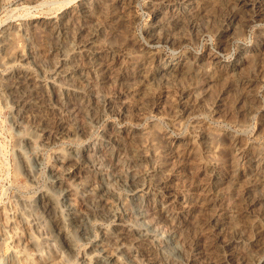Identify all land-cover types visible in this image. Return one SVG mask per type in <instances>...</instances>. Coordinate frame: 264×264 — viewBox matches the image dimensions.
Masks as SVG:
<instances>
[{"label": "rangeland", "instance_id": "374dc122", "mask_svg": "<svg viewBox=\"0 0 264 264\" xmlns=\"http://www.w3.org/2000/svg\"><path fill=\"white\" fill-rule=\"evenodd\" d=\"M168 1L0 0V264H80L83 255L90 258L87 264H101L93 252L138 264V249L167 264H264V190L257 183L264 178L256 172L245 176L253 166L249 157L264 147V5L250 0L247 14L259 7L263 14H254L223 43L219 32L227 26L225 0ZM176 20L183 29L173 27ZM166 33L175 43L165 39ZM147 52L189 60L197 72L171 79L152 69L157 81L147 77L139 82L138 75L149 66ZM215 56L220 65L211 61ZM237 56L244 58L243 70L234 78L226 65ZM99 60L112 61L107 73L113 68L111 76L120 74L124 85L112 77L101 82ZM17 66L29 70L31 82L15 91L10 86ZM211 74H217L214 81ZM248 78L256 79L253 99L241 96ZM182 89L189 94L187 111L179 108ZM118 94L122 100L136 97L137 109L123 116L118 103L111 109L106 98ZM236 139L240 141L232 144ZM180 144L188 151L183 161L174 148ZM88 147L103 168H87L73 183L75 191L66 194L65 186L54 181L56 157H79ZM107 150L113 155L108 157ZM210 167L217 169L221 184L208 186ZM175 169L181 171L171 177ZM116 170L121 178L114 177ZM99 171L106 173L108 198L102 206L84 205L83 184L88 180L99 187ZM164 183L191 187L193 205L189 212L171 207L173 213L160 222L153 211L165 203ZM40 193L53 198L65 217L75 239L72 250L63 247L58 231L32 203ZM210 200L213 208L207 206ZM69 208L86 215V224L67 220ZM221 212L220 221L213 220ZM25 218L38 224L31 233L39 246L26 232ZM120 218L151 239L122 247L115 229ZM195 246L202 257L193 261Z\"/></svg>", "mask_w": 264, "mask_h": 264}, {"label": "bare ground", "instance_id": "6f19581e", "mask_svg": "<svg viewBox=\"0 0 264 264\" xmlns=\"http://www.w3.org/2000/svg\"><path fill=\"white\" fill-rule=\"evenodd\" d=\"M173 5H182V2L183 4H186L188 2H192V0H169ZM168 1V2H169ZM226 4H225V7H228L227 10H228V13L225 14L224 16L226 17V22H227V26H225L222 30H220L219 34L221 36V38H224L222 39L224 42L223 43H227L228 39H227V35L231 33V31H237L238 29H241L242 27L244 26H247L248 24V21L252 20L253 17H254V14L257 13V15H261V13L263 12V9H261V7H259V9L257 8H254V10H252V14L246 12V6L249 4L250 0H225ZM255 2H258V3H262L264 5V0H255ZM84 8V7H83ZM200 9V8H199ZM257 9V10H256ZM81 10V9H80ZM87 10V9H86ZM88 11V10H87ZM80 12V11H79ZM84 12L85 10L81 11V13L84 15ZM124 12V11H122ZM201 12V11H200ZM225 12V11H224ZM196 13V12H195ZM194 13V14H195ZM199 13V12H198ZM79 14V13H78ZM89 14V13H88ZM120 15H122L121 13H119ZM247 14V15H245ZM250 14V15H249ZM263 14V13H262ZM87 15V14H86ZM119 15V16H120ZM131 15V14H130ZM186 15V14H184ZM196 15V14H195ZM194 15V16H195ZM201 15V14H199ZM125 16V19H123L125 22H129V18L127 16V14L124 15ZM127 16V17H126ZM175 16V15H174ZM188 16V15H187ZM186 16V17H187ZM192 16V17H194ZM247 16V17H246ZM85 19H87L86 16H83ZM88 17H91V16H88ZM117 17V16H116ZM122 17V16H121ZM120 17V18H121ZM196 17V16H195ZM202 17V16H201ZM123 18V17H122ZM191 18V17H190ZM171 19V18H170ZM177 19V18H175ZM180 19V17H179ZM184 19V17H183ZM182 19V21H183ZM189 19V18H188ZM196 19V18H195ZM198 19V18H197ZM224 19V18H223ZM84 20V19H83ZM92 20V19H91ZM118 20V19H117ZM168 20V19H167ZM174 20V19H172ZM191 20V19H190ZM89 22V24H91L92 21L90 20H87ZM94 21V20H93ZM119 21H121L119 19ZM85 22V21H84ZM87 22V23H88ZM181 22V21H180ZM179 20H176L175 22H173L174 24V28H182V26H179ZM41 23V22H40ZM43 23V22H42ZM52 23V22H51ZM96 23V22H95ZM185 23V21H184ZM187 23V22H186ZM237 24V26H236ZM95 25V24H94ZM225 25V24H224ZM59 26V25H58ZM87 27H89V25H86ZM85 26V27H86ZM92 26V25H91ZM90 26V27H91ZM54 27H55V24H54ZM52 27V28H54ZM92 28V27H91ZM94 28V27H93ZM96 28V27H95ZM56 29V27H55ZM183 29V28H182ZM181 29V30H182ZM89 28H88V31L89 32ZM92 30V29H91ZM90 30V31H91ZM95 30V29H94ZM93 31V30H92ZM96 31V30H95ZM235 31V32H236ZM86 32V33H87ZM94 32V31H93ZM92 33V32H91ZM95 33V32H94ZM94 33H93V36H94ZM99 34V33H98ZM167 34V33H166ZM92 35V34H91ZM91 35H87V37H91ZM2 36V40L3 41H6V38H7V35H5V31H3V34L1 35ZM223 36V37H222ZM86 37V38H87ZM88 39V38H87ZM93 39V38H91ZM90 39V40H91ZM165 39L167 41H169L170 43H175L174 40H176L174 37H172V35H166L165 36ZM89 41V39H88ZM260 41V40H259ZM264 41V38L261 40V42ZM87 42V40H86ZM95 42V41H93ZM3 44V42H2ZM87 44H91V41H89ZM84 46V45H83ZM88 46V45H87ZM90 46V45H89ZM262 45L260 44L259 47H261ZM86 47V46H85ZM91 47L90 46V50H91ZM93 48V47H92ZM86 49V48H85ZM244 49V48H243ZM87 50V49H86ZM93 50V49H92ZM91 50V51H92ZM95 50V49H94ZM242 50V49H241ZM89 50H87L88 52ZM90 51V52H91ZM92 52H95V51H92ZM114 52V51H113ZM245 53V52H244ZM92 54V53H91ZM94 54V53H93ZM118 54V52H117ZM98 55V54H97ZM110 55V54H109ZM114 55V54H113ZM112 55V57H113ZM146 57H145V63L147 64V68L146 70L142 71L143 73L139 74L138 77V81L140 82V78H147V77H151L152 80L155 81V79L158 77L156 74H160L162 73L161 75L164 77V76H169L171 79H179V78H187V77H192L193 74H195V71L197 72V69H195L196 67L194 66H191L189 63V60H185V59H175L176 57L174 58H166L164 57L162 54H160L159 52L158 53H149L147 52V54H145ZM24 55H21L20 57H22ZM95 56V55H94ZM116 56V55H115ZM114 56V57H115ZM111 57V58H112ZM113 57V58H114ZM118 57V56H117ZM253 57V56H252ZM251 59H249V62L254 64L256 62V56L253 57ZM27 56L25 55L24 58L22 57V59H26ZM89 58V57H88ZM91 58V57H90ZM104 57H102L103 59ZM179 58V57H178ZM212 58V57H211ZM92 59V58H91ZM105 59V58H104ZM118 58H116L117 60ZM218 59V56H215L212 58V62L214 64H221L222 62L220 60H217ZM243 57H240L238 58L237 56V60L234 61V63H231L230 65H226V63H224V65H226V69L228 70L227 71V74L231 77H234L236 78V76L238 77V75L240 76L242 73L241 70H243ZM93 60V59H92ZM96 60V59H95ZM94 60V61H95ZM110 60V59H109ZM112 60V59H111ZM114 60V61H116ZM177 60V61H176ZM246 60V59H245ZM97 61V60H96ZM101 61V60H99ZM91 62V61H90ZM112 62V61H111ZM111 62H100L98 63V67L99 70H101L102 74L101 77H100V81L101 82H107L108 83V80H109V77H112V78H115L114 81L116 82H119V84L122 86L124 85V79L123 77L118 74V75H114V76H111V69L109 72H110V75L107 73L108 69H110L111 66ZM144 63V64H145ZM210 63V62H209ZM92 64H93V61H92ZM95 65V64H94ZM198 65V64H197ZM196 65V66H197ZM200 65V64H199ZM97 65H95L96 67ZM151 66V68H150ZM222 66V65H221ZM256 66V64H255ZM97 67V68H98ZM198 67V66H197ZM117 68V67H115ZM73 69V68H72ZM152 69H154V71H156L157 73H149ZM256 69V68H255ZM75 70V69H74ZM105 70V71H104ZM253 70H254V67H253ZM13 71L14 74H12L15 78L14 80V84L10 86V88H13V90L16 91V89H21V87H24V86H28V83L31 82L30 78V72L29 70H27L26 68H23L22 66L20 67H16ZM116 71V70H115ZM153 71V72H154ZM159 71H162V72H159ZM200 71V69H199ZM72 72H75V71H72ZM99 72V71H98ZM214 72V71H213ZM212 72V73H213ZM217 72V71H215ZM226 73V72H225ZM73 74V73H72ZM114 74V73H113ZM153 74V75H152ZM11 75V74H10ZM74 75V74H73ZM152 75V76H151ZM217 75V74H216ZM215 74L214 75H210L212 78H210L211 80H215L217 78ZM243 77H246L245 75H242ZM12 77V76H11ZM13 78V79H14ZM73 78V77H72ZM77 78V77H76ZM110 78V79H112ZM12 79V81H13ZM75 79V78H74ZM245 80V79H244ZM255 78L251 79V78H248V80H246L248 83L246 84V89L245 92H244V95H241L243 96L242 98L245 99V98H249L251 96V98L254 96V91H255V86H254V82H255ZM72 81V80H71ZM75 81V80H74ZM110 81V80H109ZM153 81V82H154ZM157 81V79H156ZM76 82V81H75ZM245 82V81H244ZM77 84V83H76ZM30 85V84H29ZM139 86V84H138ZM242 86V85H241ZM141 87V86H140ZM139 87V88H140ZM28 88V87H27ZM244 88V86H243ZM26 89V88H25ZM23 90V89H21ZM19 90V91H21ZM242 92V94H243ZM24 93V92H23ZM18 94V93H17ZM27 94V93H26ZM20 95V94H19ZM16 96V95H15ZM19 97V96H18ZM17 97V98H18ZM25 98V97H23ZM122 98H124V96L121 94H118L116 96V98L113 99V96L111 97L110 95H108V98L107 101V105H109L111 107V109L113 108V106L116 105V103H118L117 107L119 108V112L120 114L123 116L125 115L129 110H132V109H137V105H136V101H135V98L136 97H133L132 99H130L129 101L126 100L127 98H125L124 100H122ZM250 98V99H251ZM20 99V98H19ZM105 99V100H106ZM134 99V101H133ZM253 99V98H252ZM26 100V99H24ZM178 103H179V108H181L182 110L184 111H187L189 109V94H188V91L187 89L185 90H181V93L178 97ZM130 104H128V102H130ZM17 102H19L17 100ZM116 102V103H115ZM138 102V101H137ZM22 103V101L20 102ZM26 103V102H25ZM115 103V105H114ZM155 103V102H154ZM19 104V103H17ZM24 106V105H23ZM110 109V110H111ZM180 110V109H179ZM74 113V109H71L70 110V113ZM22 124V123H21ZM119 130V129H118ZM51 133V132H50ZM119 134V132H118ZM117 134V135H118ZM129 134V132H128ZM114 135V134H113ZM116 135V134H115ZM120 135V134H119ZM124 136V135H123ZM128 136V135H127ZM136 136V135H135ZM114 137V136H113ZM112 137V138H113ZM131 137V136H130ZM125 138V137H124ZM131 138H134V136L132 135ZM205 142H207L208 139H206V136L203 137ZM202 138V139H203ZM209 138V137H208ZM114 139V138H113ZM232 139V138H231ZM230 139V140H231ZM109 140V139H108ZM238 139L236 140H232V144L233 143H237ZM132 141V140H131ZM240 141V140H238ZM231 142V141H230ZM174 148H176L175 152L177 153V155L181 158V161L185 160L187 158V155H188V151L185 147H181V144L180 145H175ZM92 148L88 147L84 150L81 151V153H79V157L75 156V155H60V156H57L56 157V161L58 162V173H55V183H57L58 185L60 186H65L64 187V191L65 193L67 194L68 192H71L72 189L75 191L74 187H73V183L81 176V174H83L84 172H87L86 169L87 168H96L99 170V168H103V167H99V162L100 160L97 161L96 158H94L93 156V153H92ZM106 154L107 156H112L113 153L109 152L108 150L106 151ZM112 159H114L112 157ZM115 161V160H114ZM249 161L253 164L252 166V169H248L247 172H245V176H252L254 172L259 173L263 178H264V147L263 148H260L256 151L255 155H251L249 157ZM116 162V161H115ZM117 164H118V161H117ZM114 165V163H113ZM103 166V165H102ZM117 166V165H116ZM24 168V167H23ZM115 169H117L116 167H114ZM120 168V167H119ZM26 170V174L31 176V173L28 171V168L25 167ZM97 170V172H98ZM119 170V169H118ZM116 170V172L118 171ZM105 171V170H104ZM103 171V172H104ZM181 170H178L176 171V169L174 170L173 173L170 174L171 177H173L175 174L178 175L180 173ZM99 171V177L101 179V185L99 187H96V186H92L89 181L85 182L83 185H84V191L85 193H83L80 197L81 199V202L84 204V205H87V206H93V205H97V206H102V203L107 200L106 197H107V193L108 192V187H107V184L109 183H106V178H105V175L104 173ZM114 172V173H116ZM119 172V171H118ZM176 172V173H175ZM253 172V173H252ZM106 174V173H105ZM117 175H115L114 177H118V178H121L122 175L119 173H116ZM218 172H217V169L215 167H210V175H209V180L208 181V186L210 185H214V183L218 182L219 179H218ZM175 175V176H176ZM113 176V175H112ZM255 176V175H254ZM107 177V176H106ZM250 179V177H248ZM247 178V179H248ZM252 178V177H251ZM255 178V177H254ZM253 178V179H254ZM172 179V178H170ZM120 180V179H119ZM215 182H212L214 181ZM255 180V179H254ZM257 180V179H256ZM109 181V180H107ZM249 181V180H248ZM251 182V181H249ZM256 182V181H254ZM220 183V181H219ZM257 183H260V185L263 187V190H264V179L260 180L259 182ZM210 184V185H209ZM221 184V183H220ZM162 185V184H161ZM256 185V184H255ZM219 186V185H218ZM258 186V184H257ZM188 187V186H187ZM185 186L183 187H174L172 185H169V184H166L164 183L163 186H162V190L161 192L164 193V197H165V203L159 207L158 205L155 207L153 213L156 215H158V219L163 215H165V219L167 218L166 215H171L173 213V209L175 208H178L179 210L183 211V212H189L190 211V208L192 207V199H193V192L191 191V187L190 188H187ZM212 187V186H211ZM260 187V186H259ZM209 188V187H207ZM261 188V187H260ZM222 189V188H221ZM249 193V192H247ZM197 197V195H196ZM248 197V195H247ZM108 198V197H107ZM197 199V198H196ZM248 200V199H247ZM253 200V199H251ZM250 200V201H251ZM213 201L210 200L208 203L210 205H207L208 207H211L213 208L212 204L214 205V203H212ZM32 203L34 204L35 203V206H39L41 207L42 211H43V214L45 215L46 218H48V220L51 222V225L53 226L52 228L56 229L60 235V237L62 238V244L64 245L63 247L68 249V250H72L74 248V243H75V239L73 238V236L69 233V231L66 229V219L65 217L63 216V214L58 210V207H57V203L54 201L53 198H51L50 196H48L47 194L45 193H40L36 196V198L32 201ZM245 203V202H243ZM252 204V202H248L247 201V204ZM157 204V203H156ZM245 205V204H244ZM243 205V206H244ZM215 206V205H214ZM246 206V205H245ZM249 206V205H248ZM171 207H174L173 209ZM244 208V207H243ZM248 208V207H247ZM99 209V208H98ZM174 209V210H175ZM69 211L67 212V220L70 219L74 222H80L81 224H86L85 220H86V215L82 214H78V212H75L73 211V208H69L68 209ZM101 210V209H100ZM246 210V209H245ZM244 210V211H245ZM241 211V210H240ZM178 212V211H177ZM151 214V213H150ZM175 214V213H174ZM224 213L221 212L219 215L218 213L214 214V218L213 220L215 221H220L219 219V216L221 217ZM154 215V216H155ZM141 216V214H140ZM150 216V215H149ZM174 216V215H173ZM246 216V215H245ZM155 217V218H156ZM29 218V217H28ZM28 218H25L24 219V225L26 227V232L28 233L29 236H33L32 235V230L35 228V225H38L37 223L35 222H32L30 219ZM154 218V217H152ZM171 219V218H170ZM168 219V220H170ZM157 220V218L155 219ZM160 220V219H159ZM162 220V219H161ZM160 220V222H161ZM176 218H175V222H176ZM158 222V220H157ZM251 224L254 225L256 222L254 219H252L251 221ZM115 229H116V235H117V242L123 247V244L124 243H128L130 246H134L133 244L139 240H150L151 239V236L149 233L147 232H143V231H140V230H134L130 227H128L127 225L123 224L122 222V218L119 219V222L117 224H115ZM35 230V229H34ZM36 231V230H35ZM31 239L34 240V245L35 246H39V240H37V238H35V236L31 237ZM32 240V241H33ZM142 241H140L141 243ZM117 244V243H116ZM139 245V244H138ZM138 245H136L138 247ZM135 246V247H136ZM120 248L121 247H118V252L120 251ZM131 248V247H130ZM139 248V247H138ZM132 249V248H131ZM96 250V249H95ZM140 249L134 250L135 254L134 256L137 254V255H141L142 258L140 259L141 261H138L139 263L138 264H167L166 261L163 259V258H155V256L153 257H150L151 255L145 250V251H141L139 252ZM95 254H93V256H91L93 259L95 258L96 262L100 260L101 264H122L120 263V261H118L117 263V259H115V257H113L112 255H104V254H98L97 252H93ZM202 252H201V249L199 247H194L193 249V257L191 260L193 261H196L197 259L201 258ZM54 255V254H53ZM136 255V256H137ZM135 256V257H136ZM138 257V256H137ZM80 264H87V260H90V258L87 256V255H83L81 258H80ZM99 263V262H98ZM53 264H57V262L55 261ZM100 264V263H99Z\"/></svg>", "mask_w": 264, "mask_h": 264}]
</instances>
